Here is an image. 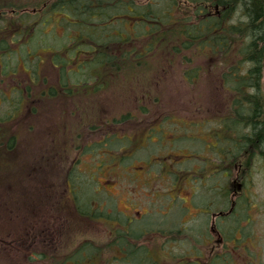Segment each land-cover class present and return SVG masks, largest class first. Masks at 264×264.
Masks as SVG:
<instances>
[{
    "label": "rangeland",
    "instance_id": "obj_1",
    "mask_svg": "<svg viewBox=\"0 0 264 264\" xmlns=\"http://www.w3.org/2000/svg\"><path fill=\"white\" fill-rule=\"evenodd\" d=\"M177 7L171 6L175 20L192 23L195 7L185 5V14ZM49 9L45 0H0L4 19L23 12L32 14L31 21L53 20L33 31L31 42L20 36L0 63V264H16L14 251L5 246L24 237L30 250H20L19 258L47 264L46 227L64 228L55 241L64 251L55 250V262L75 258L89 264L90 258L92 264H117L121 248L105 244L119 221L132 233L129 243H139L144 264H186L197 256L204 263L217 252L228 264H264V157L255 149L232 151L248 131L236 115L239 94L220 78L226 70L236 73L229 80L235 82L237 72L227 70L231 60L190 48L172 57L148 56V65L140 68L125 61L123 70L103 69L102 77L89 81L84 67L77 81L65 78V88L80 83L79 90L48 98L41 91L60 83L59 77L63 82L61 68L54 67L63 60L53 58L72 43L64 33L81 30L65 27L63 15ZM3 25L0 21V29ZM77 56L68 73L87 57ZM192 68L199 72L187 80L185 71ZM261 90L264 100V69ZM222 129L223 165L205 142ZM50 148L57 153L47 154ZM58 156L60 161L47 160ZM45 180L53 201L65 197L62 205L43 204ZM233 202L232 215H219ZM218 232L224 238L220 249ZM236 236L242 240L237 258Z\"/></svg>",
    "mask_w": 264,
    "mask_h": 264
},
{
    "label": "trees",
    "instance_id": "obj_2",
    "mask_svg": "<svg viewBox=\"0 0 264 264\" xmlns=\"http://www.w3.org/2000/svg\"><path fill=\"white\" fill-rule=\"evenodd\" d=\"M45 1L50 5V11L63 15L65 27L81 28L80 31L76 29L74 34L66 31L65 36L64 33L63 37L71 39L74 44H63L60 47L63 52L56 53L53 58L63 60L61 66L54 64L62 70L63 83L68 81H65L68 76L77 81L84 67L88 68L89 81L90 77H102L100 71L103 69L112 73L123 70L125 61H132L133 65L140 68L148 65V56L157 58V55L163 54L172 57L190 48L215 57L225 55L232 64L227 70L237 72V77L232 84L229 80L234 79L236 73L217 67L222 71L220 78L239 94L236 115L246 126L245 131H248L246 136L240 137L244 141L238 144V148L243 151L247 147H255L264 157V100L261 90L264 69V0H149L145 4L146 0ZM187 4L195 7L192 9V23L185 22L186 18L176 21L171 6H178L179 12L185 14L183 7ZM13 13L15 23L12 18L4 19L6 15L0 11V17H3L0 21L4 23L3 29H0L1 58L10 56V51H14L13 45L22 41L23 38L18 39L20 36H30L31 42L37 36L32 34L33 31L53 23L51 16L43 20L31 17V21L27 18L32 14ZM138 43L143 47H136ZM79 52L87 57L83 63L79 62L78 67L81 68L75 67L68 73L67 67L73 66ZM73 55L75 58H70ZM237 55L238 59L235 57ZM61 56L70 59L65 61ZM248 63L251 66L244 71ZM197 72L199 69H187V80ZM99 85L104 87V84ZM128 236H132V233ZM121 241L129 245L127 258L131 259L132 264L147 262L145 254L141 255L139 248L129 243V238L127 242L126 239ZM197 263L191 260L186 264Z\"/></svg>",
    "mask_w": 264,
    "mask_h": 264
},
{
    "label": "flooded vegetation",
    "instance_id": "obj_3",
    "mask_svg": "<svg viewBox=\"0 0 264 264\" xmlns=\"http://www.w3.org/2000/svg\"><path fill=\"white\" fill-rule=\"evenodd\" d=\"M0 54H1V52H0ZM0 61H1V56H0ZM54 67H55V69H58V67H56V66H54ZM197 74H198V72H197ZM58 80L60 81V83H57L56 86L55 85H48L43 90V92L41 91V95H45L48 98H52L53 96H62V92H63V95L69 96V93H74L76 90H79L80 87H82V85L80 83L72 84L70 90H68L67 88H65V87H68L67 86V83H63L61 81L62 80L61 77H59ZM88 84L87 83L83 84L84 87H86V89L88 88L87 87ZM24 91L27 93L28 89H24ZM224 132H225L224 129H222L221 131H217L216 130V132L213 133V137L216 136L215 138L212 137V139H210V140H208V139L205 140V142L208 145H210L212 147V149L217 154H219V156L217 158L218 159H222L221 160L222 161V165H223V156L221 157V153L223 154L224 150H223V147L221 145H219V144H222L221 143V139L224 140V138H222V135H223ZM215 139H216V141H215ZM228 143H229V141H228ZM238 147H239L238 146V143H236L235 144V148H232V151L239 150ZM253 149H255V147L250 146V147H247L246 149H243V151L241 153L243 154L244 151H247V152L250 153ZM255 151H256V149H255ZM55 153H57V152H54V150L51 149V148L47 151V154H55ZM61 154H62V152L59 155L61 156ZM47 160H49L50 162H53L52 160L60 161L59 156H58V158L55 157V159H51V158H48L47 157ZM42 166L43 167H46L44 169H47L46 159H43ZM220 172H222V174H223V169ZM48 182H49L48 180H45V185L43 184V186H42V189H43L42 190V192H43V195H42V197H43V204L46 207H49V206H53V207L56 206L57 207V206H59V204L62 205L63 202H64V198L65 197L62 195L60 197H57V200L53 201L54 196L51 195V194H49V191L45 190L47 188ZM58 185H59V182H58ZM58 185H54V186L52 185V186H53V188H56ZM228 190L231 191L233 189L228 187ZM242 190L243 189L241 187V191ZM56 193L59 194V192H56ZM237 193H238V199L239 198H242L243 199V196L245 194H243V196H241L240 195L241 194L240 191H238ZM235 210H236V205L233 202V205H232L231 209L229 210V212H227L225 214L224 213H221L219 215H221V216H223V215H225V216L232 215ZM216 217L217 216H215V218ZM125 226L126 225L121 224L120 221H119V226L118 227H115V228L110 229V238H109V241L105 244L106 246H110L111 243H112V246H117V247L121 248L123 254L120 257H116V259L113 260L117 264H132V262L130 261L131 259L127 258V256H129L127 254L129 252V250H128V248H129L128 246L129 245L127 246V244H122V241H121L122 239H124V240L126 239V242H127L128 238H129V236H128L129 235L128 234L129 229L127 228V226L126 227ZM237 227L238 226L234 227V229L237 230ZM63 229L64 228L61 229V228H58V227H46L42 231V233H44V242H45V244L43 245L45 251L42 252V261L43 262H45L47 264L52 263V262H55L56 260H58V259H55V257L57 256V252L55 250H60L62 252L64 251V249L61 248V246H60L59 243L58 244L55 243V241L57 239H59L62 235H64ZM66 229H67V227H65V231H66ZM218 234L220 236H219V240L216 243V247L218 246V249H220V247H222L223 244H224V238H223V235L220 232H218ZM18 240H21V239H18ZM27 240H28V238L24 237L21 240L22 242H12V243L10 242L8 244V246H9L8 248H7V246H5L6 249H8V250L11 249L12 251H14L13 254H12V256H13L12 260H13L14 263H16V264H28L29 263V261H22L19 258V256L21 255V253H20L21 251L20 250H26V251L30 250L29 249L30 245L26 242ZM239 240H240V238H238V237L235 238L234 249H232V251L233 252L235 251V253H236V257L235 258H237V255H238V247L240 245L239 244ZM134 246L136 248H139L140 249L139 243L136 244V245H134ZM223 254L221 252H217L215 254L216 255V258L206 260L204 263H203V259L200 256H197L195 258V260L198 262L197 264H223L224 262H226V264H228L229 263V259L223 258ZM50 256H53L52 261L51 262L50 261H46V259L48 257H50ZM220 257L222 258V260L220 259ZM233 258L234 257H232V259ZM37 259H39V258H37ZM74 259L75 258L70 259V260H67L66 262H64L63 260L62 261H57V262L52 263V264H79L80 261L79 260H74ZM152 260L154 261L155 259H152ZM156 261L157 260H155L154 262H156ZM86 262H89V264H92L90 258H87L86 259ZM248 262H249L248 264H253V261H251V262L248 261Z\"/></svg>",
    "mask_w": 264,
    "mask_h": 264
}]
</instances>
